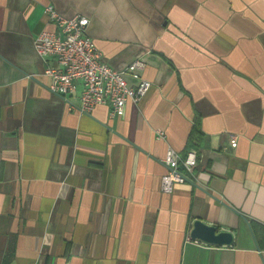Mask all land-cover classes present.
<instances>
[{
  "label": "crops",
  "instance_id": "0c3cea01",
  "mask_svg": "<svg viewBox=\"0 0 264 264\" xmlns=\"http://www.w3.org/2000/svg\"><path fill=\"white\" fill-rule=\"evenodd\" d=\"M49 4L107 65L144 62L124 116L49 92ZM168 147L197 158L167 193ZM0 264H264V0H0Z\"/></svg>",
  "mask_w": 264,
  "mask_h": 264
},
{
  "label": "built area",
  "instance_id": "2783aa9c",
  "mask_svg": "<svg viewBox=\"0 0 264 264\" xmlns=\"http://www.w3.org/2000/svg\"><path fill=\"white\" fill-rule=\"evenodd\" d=\"M52 30H42L34 39L35 52L46 61L44 75L48 78L47 89L65 101L67 107L89 114L97 105H106L111 117H122L128 102L138 103L149 90L151 83L142 76L145 66L140 59L131 61L122 69H115L103 61L87 32L89 18L82 14L64 16L47 5L44 9ZM131 81H129V79ZM80 85L79 104L72 106L71 96ZM161 135L162 132H159ZM236 137L230 146H236ZM196 153L188 151L182 157L168 147L162 158L165 173L161 176V188L171 192L177 183L190 181Z\"/></svg>",
  "mask_w": 264,
  "mask_h": 264
},
{
  "label": "water",
  "instance_id": "95a60500",
  "mask_svg": "<svg viewBox=\"0 0 264 264\" xmlns=\"http://www.w3.org/2000/svg\"><path fill=\"white\" fill-rule=\"evenodd\" d=\"M189 234L191 239H197L213 245H231L233 241L231 232L217 231L216 226L205 224L200 219L193 221Z\"/></svg>",
  "mask_w": 264,
  "mask_h": 264
}]
</instances>
